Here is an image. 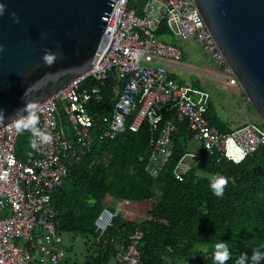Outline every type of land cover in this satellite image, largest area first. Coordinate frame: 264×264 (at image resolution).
<instances>
[{"label": "built area", "instance_id": "1", "mask_svg": "<svg viewBox=\"0 0 264 264\" xmlns=\"http://www.w3.org/2000/svg\"><path fill=\"white\" fill-rule=\"evenodd\" d=\"M113 1L109 18L104 20L108 23L104 35L113 38L106 57L35 109L39 116L36 128L50 133L52 140L43 144L38 136L24 131L36 141L37 149L32 148L31 155L22 160L16 155L22 132L13 123L0 128V264L63 262L66 253L52 195L74 164L96 145L115 140L127 125L132 132L143 122L149 126V150L140 161L152 178L159 176L173 155L179 124L215 163L239 164L264 145L261 124L243 123L229 132L214 127L208 117L209 93L181 82L168 71L164 61L178 64L183 52L155 39L162 23L174 37L193 41L210 67L221 73L228 85L237 86L194 0H146L142 7L130 6L131 0ZM107 79L113 83L106 114L92 106L103 104ZM201 158L199 152H186L172 171L174 179L183 182ZM124 212L120 202L115 211L102 209L94 221L95 232L104 234L113 218ZM142 239L143 233L135 230L128 243L115 252L114 264H143ZM185 264L197 261L189 259Z\"/></svg>", "mask_w": 264, "mask_h": 264}, {"label": "trees", "instance_id": "2", "mask_svg": "<svg viewBox=\"0 0 264 264\" xmlns=\"http://www.w3.org/2000/svg\"><path fill=\"white\" fill-rule=\"evenodd\" d=\"M130 6H135L132 0ZM166 33L162 23L157 34ZM112 83L111 79L104 82V102L93 109L107 114L104 109L112 97ZM208 117L214 127L229 132L230 127L215 114L211 102ZM128 126L115 140L96 145L74 164L52 195L61 233L91 239L99 248L92 264H108L135 230L143 233L139 246L143 264H185L189 259L214 264V246L222 241L228 243L232 256L227 264H236L243 253H247L245 264H254L252 250L264 252V145L239 164L215 163L201 148V163L178 182L172 171L191 143L184 125L179 124L173 137V155L156 178L143 171L144 162L140 161L149 150L148 124L143 122L137 132ZM32 150L29 134L22 132L17 158L25 160ZM201 170L209 175H199ZM217 174L228 179L223 197H216L211 189L212 177ZM118 202L125 212L117 214L99 235L95 219L104 208L115 211ZM258 264H264V259Z\"/></svg>", "mask_w": 264, "mask_h": 264}, {"label": "water", "instance_id": "3", "mask_svg": "<svg viewBox=\"0 0 264 264\" xmlns=\"http://www.w3.org/2000/svg\"><path fill=\"white\" fill-rule=\"evenodd\" d=\"M194 2L237 86L264 125V0ZM114 3L0 0L6 6L0 16V110L6 119L0 128L27 102L38 107L106 57L113 38L104 35V20ZM45 52L58 54L51 67L42 59Z\"/></svg>", "mask_w": 264, "mask_h": 264}, {"label": "rangeland", "instance_id": "4", "mask_svg": "<svg viewBox=\"0 0 264 264\" xmlns=\"http://www.w3.org/2000/svg\"><path fill=\"white\" fill-rule=\"evenodd\" d=\"M132 1L134 5L142 7L146 0ZM155 39L164 43H171L179 47L182 52L187 51L190 55H192V57L194 56V54L192 53L193 41L191 40L176 38L170 33H166L164 35L157 34L155 36ZM196 51L199 54V51L197 49H195V52ZM199 55L200 57H203L201 54ZM164 62L171 66L167 67L168 71L176 79L180 80L181 82L191 83L196 90H202L209 93L211 98L210 102L214 105L215 114L220 117V120L227 124L230 128L238 127L247 122L261 124L258 115L251 107L246 96L243 94L239 87L237 92H233L230 89L227 90L220 87V85L226 84L221 73L216 71V75L218 76L217 79L215 77L208 78L199 76L197 72H201L202 66L192 59H190V62L182 60L178 64H175L170 60H165ZM176 65H181L187 69H190L189 66L192 65L193 68H191L190 71H183L174 67ZM153 66H155V64H153ZM200 149L201 145L197 142L192 141L188 145L187 152L197 153ZM187 161L191 162V159H187ZM198 174L204 176L209 175L206 170H201ZM128 211H131L130 208L128 209ZM61 238L62 249L66 253L63 262H66V264L93 263V258L96 257L99 248L92 243L91 239L87 240L80 235L64 232H62Z\"/></svg>", "mask_w": 264, "mask_h": 264}, {"label": "clouds", "instance_id": "5", "mask_svg": "<svg viewBox=\"0 0 264 264\" xmlns=\"http://www.w3.org/2000/svg\"><path fill=\"white\" fill-rule=\"evenodd\" d=\"M6 12V6L4 4H0V16H3ZM13 19L16 23H19V19L16 17L15 13H12ZM3 51V48L0 47V52ZM44 63L51 67L58 59L57 53L45 52L42 57ZM51 75V74H48ZM36 104L32 102H27L26 105L16 112L13 117H8L11 120V123L15 125V128L20 131H28L32 134V136H38L43 144H47L52 140V136L50 133L40 132L39 129L36 128V125L39 123V116L36 112ZM21 113H27V115H21ZM6 119L5 113L3 110H0V124H3ZM31 147L33 149H37V143L32 138L30 140ZM31 155V153H29ZM242 158V157H241ZM239 163V160L236 161ZM228 185V179L222 175H215L212 177L211 189L216 197H223L225 188ZM215 251L213 255L214 264H227V261L232 258L231 252L228 247L227 242H219L215 244ZM252 261L254 264H258L261 259H264V252H262L259 248H254L252 250ZM247 260V253H243L237 260L236 264H245Z\"/></svg>", "mask_w": 264, "mask_h": 264}, {"label": "crops", "instance_id": "6", "mask_svg": "<svg viewBox=\"0 0 264 264\" xmlns=\"http://www.w3.org/2000/svg\"><path fill=\"white\" fill-rule=\"evenodd\" d=\"M136 6V5H135ZM138 7V6H137ZM193 45V46H192ZM192 53L194 54V56L192 57V55H190L187 51L183 52V61H187V62H190V59L192 60H195L199 65L202 66V70L201 72H197V74L199 76H203V77H208V78H218V76L216 75V71H214L210 65L207 63V61L205 60V58L203 57H200V53L198 54V52L196 51L195 52V49H197V47L192 43ZM196 47V48H195ZM198 50V49H197ZM167 66H170L169 64ZM171 67V66H170ZM190 69L193 68L192 65L189 66ZM176 68L180 69V70H183V71H190V69H187L183 66H179V65H176ZM222 80V79H221ZM211 81V80H210ZM223 81V80H222ZM225 82V81H224ZM226 84L224 85H220L221 88L223 89H230L231 91L233 92H237L238 90V86H231V85H228L227 82H225ZM218 84V83H217ZM220 118V117H219ZM221 119V118H220ZM108 264H114V261L113 259L108 263Z\"/></svg>", "mask_w": 264, "mask_h": 264}]
</instances>
